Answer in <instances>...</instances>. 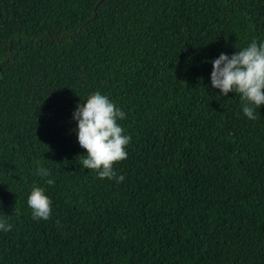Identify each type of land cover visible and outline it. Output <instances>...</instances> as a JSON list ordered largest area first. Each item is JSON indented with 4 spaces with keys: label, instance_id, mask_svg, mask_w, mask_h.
<instances>
[{
    "label": "trees",
    "instance_id": "trees-1",
    "mask_svg": "<svg viewBox=\"0 0 264 264\" xmlns=\"http://www.w3.org/2000/svg\"><path fill=\"white\" fill-rule=\"evenodd\" d=\"M253 40L264 0H0V264H264V105L210 78ZM93 91L126 114L121 182L78 163Z\"/></svg>",
    "mask_w": 264,
    "mask_h": 264
},
{
    "label": "clouds",
    "instance_id": "clouds-1",
    "mask_svg": "<svg viewBox=\"0 0 264 264\" xmlns=\"http://www.w3.org/2000/svg\"><path fill=\"white\" fill-rule=\"evenodd\" d=\"M238 49L231 55L222 52L211 61V85L220 89L224 96L229 92L239 95L244 115L256 120L257 109L264 105V42L253 40ZM125 118V112L99 91L91 92L73 112V119L77 121V139L86 153L78 163L94 170L101 179L124 180L123 175L117 176L114 165L128 156L126 149L131 136L125 134L119 123ZM35 174L42 178L51 176L42 165H38ZM45 183L53 185L55 181L49 178ZM27 204L37 220H47L52 215V200L43 186L32 185ZM14 213L19 214V209L15 207ZM12 227L7 219L0 218V230L9 232Z\"/></svg>",
    "mask_w": 264,
    "mask_h": 264
}]
</instances>
